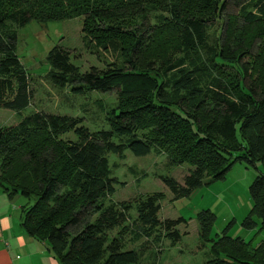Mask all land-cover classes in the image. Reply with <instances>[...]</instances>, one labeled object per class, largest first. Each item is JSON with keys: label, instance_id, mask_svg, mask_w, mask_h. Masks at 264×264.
Instances as JSON below:
<instances>
[{"label": "trees", "instance_id": "1", "mask_svg": "<svg viewBox=\"0 0 264 264\" xmlns=\"http://www.w3.org/2000/svg\"><path fill=\"white\" fill-rule=\"evenodd\" d=\"M245 1L242 23L234 22L222 51L205 61L207 18L200 14L225 12L228 0H0V109L20 113L32 98L16 54L17 31L30 21L81 19L85 46L114 55L103 69L84 73L65 48L46 56L47 76L59 89L116 90L108 129L89 131L79 118L38 111L0 128V188L11 200H34L22 207L21 225L47 242L59 264H158L162 240L172 247L181 239L186 220L159 217L163 193L136 201L130 224L133 203L107 201L118 182L109 154L143 157L155 149L173 165H189L181 185L161 178L173 199L191 195L205 179L223 180L237 161L264 168V0ZM67 133L77 140L62 139ZM249 195L241 226L264 228V173ZM215 219L210 210L196 214L199 239L210 243L203 264H264V241L253 247L226 230L208 239ZM125 237L143 240L141 248L127 249Z\"/></svg>", "mask_w": 264, "mask_h": 264}, {"label": "rangeland", "instance_id": "2", "mask_svg": "<svg viewBox=\"0 0 264 264\" xmlns=\"http://www.w3.org/2000/svg\"><path fill=\"white\" fill-rule=\"evenodd\" d=\"M246 2L245 0H228L225 12L212 13L207 10L201 12L200 17L207 18L206 45L209 48L200 50L205 61L213 59L217 51H222L225 42L229 40L231 28L233 29L236 23L238 25L242 23L238 10ZM85 44L81 32V19L47 24L30 21L26 26L19 28L16 54L29 73L32 98L28 106L20 113L0 109V128L15 126L29 114L38 111L79 118L82 120L81 125L89 131L108 129L106 112L116 106V90L108 93L93 91L77 95L68 87L64 89L55 87L47 76L50 68L46 62V56L54 46H60L70 52V61L80 73L88 71L91 67L103 69L113 62L114 55L111 53L87 47ZM174 57H179V54H174ZM161 65L160 63L156 66L154 73L161 72ZM61 138L77 140L73 133H67ZM114 142L118 143L120 140L114 139ZM154 150L143 157H136L128 150L122 157L116 154L108 155L110 176L118 182L113 184L115 191L107 198V201H131L133 209L129 212L128 223L130 224L136 218L134 207L136 201L144 200L154 193H163L159 217L161 219L181 217L186 220L187 224H182L178 228L182 234L180 241L175 247L165 245L159 264H202L204 260H208L207 252L210 243L199 239V227L196 220V214L201 210H210L216 217L208 239L215 240L216 235L219 237L226 230L228 236L244 238L246 242L251 241L253 247L264 240V228L258 226L254 230H245L241 226L242 221L247 217L245 215L249 214L252 207L249 186L259 173H264L260 163L251 165L246 161H237L225 174L223 180L206 184L210 180L205 179L203 185L194 190L191 195L173 199L174 196L161 178L170 177L181 185L184 176L193 168L186 164L173 165L165 153H157ZM0 191H2L1 188ZM17 199L18 204L32 205L34 203L33 199L28 200L22 196H17ZM118 232L119 230L115 229L111 236L117 237ZM125 238L127 249L141 248L143 240L128 243V238ZM149 251L152 249L149 248Z\"/></svg>", "mask_w": 264, "mask_h": 264}, {"label": "crops", "instance_id": "3", "mask_svg": "<svg viewBox=\"0 0 264 264\" xmlns=\"http://www.w3.org/2000/svg\"><path fill=\"white\" fill-rule=\"evenodd\" d=\"M17 201V197L11 200L0 191V264H59L46 241L29 236L25 232L21 225V210L24 204H18ZM165 245L171 247L164 239L161 244L162 251Z\"/></svg>", "mask_w": 264, "mask_h": 264}]
</instances>
